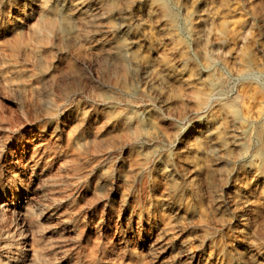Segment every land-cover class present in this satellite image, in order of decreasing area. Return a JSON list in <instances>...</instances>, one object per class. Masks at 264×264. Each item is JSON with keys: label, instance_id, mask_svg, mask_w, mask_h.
<instances>
[{"label": "rangeland", "instance_id": "rangeland-1", "mask_svg": "<svg viewBox=\"0 0 264 264\" xmlns=\"http://www.w3.org/2000/svg\"><path fill=\"white\" fill-rule=\"evenodd\" d=\"M0 264H264V0H0Z\"/></svg>", "mask_w": 264, "mask_h": 264}, {"label": "bare ground", "instance_id": "bare-ground-1", "mask_svg": "<svg viewBox=\"0 0 264 264\" xmlns=\"http://www.w3.org/2000/svg\"><path fill=\"white\" fill-rule=\"evenodd\" d=\"M61 20H62V22H64V23H68L69 21V15L68 14H63L62 16H61ZM168 223L166 222L165 223V225H167ZM32 260V259H31ZM34 260V259H33Z\"/></svg>", "mask_w": 264, "mask_h": 264}]
</instances>
